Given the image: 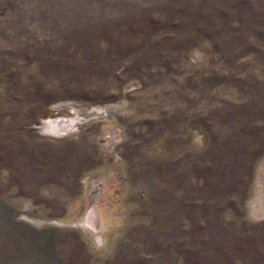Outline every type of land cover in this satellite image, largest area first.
Returning <instances> with one entry per match:
<instances>
[{
    "label": "rangeland",
    "instance_id": "obj_1",
    "mask_svg": "<svg viewBox=\"0 0 264 264\" xmlns=\"http://www.w3.org/2000/svg\"><path fill=\"white\" fill-rule=\"evenodd\" d=\"M0 264H264V0H0Z\"/></svg>",
    "mask_w": 264,
    "mask_h": 264
},
{
    "label": "bare ground",
    "instance_id": "obj_2",
    "mask_svg": "<svg viewBox=\"0 0 264 264\" xmlns=\"http://www.w3.org/2000/svg\"><path fill=\"white\" fill-rule=\"evenodd\" d=\"M47 122H49L48 124H49L50 130H53L57 133H62V134H64L67 130H69L71 126L68 122H65V120L62 122L60 120H53V121L49 120Z\"/></svg>",
    "mask_w": 264,
    "mask_h": 264
}]
</instances>
